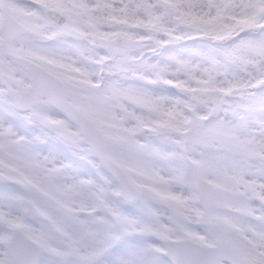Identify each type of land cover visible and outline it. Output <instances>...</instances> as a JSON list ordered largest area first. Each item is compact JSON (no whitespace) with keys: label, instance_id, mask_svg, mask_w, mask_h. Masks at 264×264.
<instances>
[{"label":"snow or ice","instance_id":"1","mask_svg":"<svg viewBox=\"0 0 264 264\" xmlns=\"http://www.w3.org/2000/svg\"><path fill=\"white\" fill-rule=\"evenodd\" d=\"M0 264H264V0H0Z\"/></svg>","mask_w":264,"mask_h":264}]
</instances>
